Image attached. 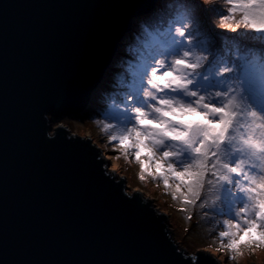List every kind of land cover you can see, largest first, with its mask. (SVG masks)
<instances>
[{
    "label": "water",
    "instance_id": "95a60500",
    "mask_svg": "<svg viewBox=\"0 0 264 264\" xmlns=\"http://www.w3.org/2000/svg\"><path fill=\"white\" fill-rule=\"evenodd\" d=\"M156 1L0 0V264H220L180 247L90 138L50 124L87 104Z\"/></svg>",
    "mask_w": 264,
    "mask_h": 264
},
{
    "label": "snow or ice",
    "instance_id": "6c2138e0",
    "mask_svg": "<svg viewBox=\"0 0 264 264\" xmlns=\"http://www.w3.org/2000/svg\"><path fill=\"white\" fill-rule=\"evenodd\" d=\"M227 2L230 12L243 15L235 26L226 23L231 17L223 18L219 27L236 34L225 39L239 47L248 33L238 29L254 30L257 58L229 60L214 46L224 34L213 36L205 29L195 35L185 14L157 53L163 58L149 68L154 57H146L129 69L130 82L121 78L130 103L122 109L113 105L105 113L116 123H95L102 125V132L111 129L113 151L119 149L125 160L133 153L141 181L147 173L158 177L165 189L171 187L170 180L176 182L173 200L179 194L183 204L195 206L207 185L216 197L213 210L228 217L218 237H227V247L238 250L246 243L241 233L258 230L261 240L256 243H264V0ZM153 163L155 172L150 170Z\"/></svg>",
    "mask_w": 264,
    "mask_h": 264
},
{
    "label": "rangeland",
    "instance_id": "374dc122",
    "mask_svg": "<svg viewBox=\"0 0 264 264\" xmlns=\"http://www.w3.org/2000/svg\"><path fill=\"white\" fill-rule=\"evenodd\" d=\"M231 7L232 5L227 0H207V2L206 0H157L150 11L134 18L131 29L119 42L108 69L100 84L92 90L87 104L77 112L53 119L50 124L55 126L60 123L72 133L90 138L92 143L99 148L108 169L116 176H124L126 189L129 192L134 189L141 191L155 209L166 214L172 237L186 252L192 254L196 250H206L213 254L220 264H264V243H256L261 240L258 230L246 236L241 233L240 236L244 237L246 243L239 244L238 250L227 247L229 242L227 237L223 241L218 237V232L225 230L223 220L228 217L219 215L213 210L212 202L216 197L207 185L202 192L201 200L195 206L183 204L179 194H177V199L173 200L172 192L176 182L170 180L171 187L165 189L158 177L154 180L147 173L145 179L141 181L138 178L140 165L132 158L133 153L129 152L128 159L125 160L124 156L120 155L119 149L113 151L115 142H108L111 129L109 132H102V125L97 126L95 123L97 120H105L106 123L113 125L116 123L114 120L106 119L105 113L113 105L122 109L124 104L130 103L126 99L128 89L121 84V78L125 84L130 82L132 77L129 69L142 63L146 57H154L148 60L149 68L154 66L155 59H162L163 57L157 53L163 51V43L168 38L169 31H174L178 26V18L185 14L190 16L186 23L195 35L199 36L205 29L213 36L217 33L224 34L216 37L214 46L229 60L240 61L242 57L257 58L258 53L255 48L258 45L252 44L254 30L243 27L238 29L239 32L248 33L239 47L235 42L225 39V37H233L236 34L228 28L219 27L223 18L231 17L226 23L235 26V22L243 15L239 10L230 12ZM212 9H219L222 15ZM163 23L166 27L160 29ZM156 35L157 41L154 40ZM211 60L210 56L209 62ZM117 156L119 159L116 158ZM142 159H145L147 165L146 153H142ZM150 170L156 171L154 163ZM201 202L206 203L204 208L200 207ZM186 216H190L191 219H185ZM186 252L184 253L187 254Z\"/></svg>",
    "mask_w": 264,
    "mask_h": 264
},
{
    "label": "trees",
    "instance_id": "16d2710c",
    "mask_svg": "<svg viewBox=\"0 0 264 264\" xmlns=\"http://www.w3.org/2000/svg\"><path fill=\"white\" fill-rule=\"evenodd\" d=\"M135 21V20H134ZM166 27V24L165 23H163V26L160 28V27H158V28H160V29H163V28H165ZM150 34H152V31H150ZM155 38V39H154ZM154 40H156L157 41V35H156V37L154 36Z\"/></svg>",
    "mask_w": 264,
    "mask_h": 264
},
{
    "label": "bare ground",
    "instance_id": "6f19581e",
    "mask_svg": "<svg viewBox=\"0 0 264 264\" xmlns=\"http://www.w3.org/2000/svg\"><path fill=\"white\" fill-rule=\"evenodd\" d=\"M99 84H100V82H99ZM99 84H98V85H99Z\"/></svg>",
    "mask_w": 264,
    "mask_h": 264
},
{
    "label": "clouds",
    "instance_id": "9594fccd",
    "mask_svg": "<svg viewBox=\"0 0 264 264\" xmlns=\"http://www.w3.org/2000/svg\"><path fill=\"white\" fill-rule=\"evenodd\" d=\"M206 2H207V0H206Z\"/></svg>",
    "mask_w": 264,
    "mask_h": 264
}]
</instances>
